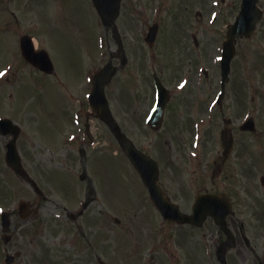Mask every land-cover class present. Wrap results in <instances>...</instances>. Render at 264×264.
I'll return each mask as SVG.
<instances>
[{
	"label": "rangeland",
	"instance_id": "obj_1",
	"mask_svg": "<svg viewBox=\"0 0 264 264\" xmlns=\"http://www.w3.org/2000/svg\"><path fill=\"white\" fill-rule=\"evenodd\" d=\"M222 2L124 0L116 25L128 61L106 94L120 128L160 162L161 184L184 213L192 214L202 193L233 197L230 224L238 245L228 251V264H264V19L252 38L238 40L226 99L216 105L219 50L241 5ZM155 22L159 39L150 47L146 36ZM24 35L49 53L55 74L27 63ZM118 51L91 0H0V119L20 127L16 142L27 173L19 176L6 164L14 137L0 135V264L17 253L14 264H221L217 252L225 238L214 221L202 228L166 223L115 134L88 114L94 74L112 54L119 66ZM183 70L190 74L186 88L177 84ZM154 73L176 91L158 130L146 124ZM249 115L255 132L241 129ZM88 117L93 143L85 133ZM192 121L202 139L195 152ZM227 124L236 141L223 164L220 133ZM21 201L31 205L24 219ZM4 211L11 213L7 232ZM7 233L12 240L5 243Z\"/></svg>",
	"mask_w": 264,
	"mask_h": 264
},
{
	"label": "water",
	"instance_id": "obj_2",
	"mask_svg": "<svg viewBox=\"0 0 264 264\" xmlns=\"http://www.w3.org/2000/svg\"><path fill=\"white\" fill-rule=\"evenodd\" d=\"M100 13L102 14L103 20L106 23L107 26H110L112 23V19L118 15L119 13V0H94ZM246 6H244V11H245ZM246 14V12H245ZM244 14V16H246ZM243 16V17H244ZM257 19V18H256ZM244 23H240L239 25L232 27V32H231V38H230V47L232 46L231 43L234 41V39L242 34V33H247L246 31L249 26H250V19L246 17L244 20ZM256 21H253L251 24L252 29L255 26ZM250 31V30H249ZM25 41L29 39L25 38ZM32 49V47H31ZM30 49V50H31ZM29 50V49H28ZM26 50L24 48V55L26 58L34 63L37 66H41V68L45 69L46 67L42 66L36 59L42 58L47 64L48 68H51L52 70V64H50V59L46 52H40V53H34L33 49L31 51ZM234 50V49H233ZM39 56L40 58H35L36 56ZM115 72V69L112 67L108 66L100 75L97 76L96 82H95V90L94 94L91 97V102L92 106L96 111H98L101 116L110 122L111 124H114L112 115L109 110V103L108 100L105 96L104 92V86L105 83L110 81L112 78L113 74ZM162 108L159 109L158 113L156 114V117L162 116ZM159 118V119H160ZM5 125L8 124L7 121L0 122V125ZM155 123H152L153 126ZM114 126V125H113ZM115 131L118 134V137L121 141V144L125 148V151L128 153L134 164L136 165L137 169L143 176V179L147 186L150 189V192L152 194V197L158 204L159 209L162 211L163 215L169 219H175L180 222L186 223H193L197 225H201L202 222L205 220L207 215H212L215 217L216 221L218 224L223 226V229L226 230V221L225 218L228 215L230 209L227 203L223 202L222 198L216 195H203L199 198L198 203L195 207V216L188 217L182 215L179 211L177 206L170 204L164 195L162 194L161 189L157 186V180H158V174H157V169L155 167V164L153 161H151L148 158H145L139 151L135 149L133 144L121 133V130L118 126H114ZM13 132V131H12ZM8 132H5V134H8ZM227 142V140H225ZM230 142V140L228 139ZM232 142V140H231ZM9 150L10 153L7 157V161L10 164L12 168H14L16 171L20 172L21 171V166H20V160L16 152L15 144L11 143L9 145ZM220 207L222 209H220ZM27 208L26 204H22L21 206V212L25 211Z\"/></svg>",
	"mask_w": 264,
	"mask_h": 264
},
{
	"label": "flooded vegetation",
	"instance_id": "obj_3",
	"mask_svg": "<svg viewBox=\"0 0 264 264\" xmlns=\"http://www.w3.org/2000/svg\"><path fill=\"white\" fill-rule=\"evenodd\" d=\"M186 59V58H185ZM187 61V60H186ZM188 62V61H187ZM178 63H180L179 61H178ZM184 63V62H183ZM189 63V62H188ZM181 74H183V75H188L189 76V73H187V71L186 70H183L182 72H181ZM221 148H222V154H221V156L219 157V158H221V163L223 162V164H226V163H229V160H230V158L232 159V157H231V155L229 156V158L227 157V159L225 158V156H224V149H223V146H222V142H221ZM233 156V155H232ZM221 166V165H220ZM263 178V179H262ZM253 181H255V179H253ZM258 181H259V178H258ZM260 182H261V188H264V175L263 176H261L260 177ZM249 195L252 197L253 195H254V192L252 191V192H250L249 193Z\"/></svg>",
	"mask_w": 264,
	"mask_h": 264
}]
</instances>
